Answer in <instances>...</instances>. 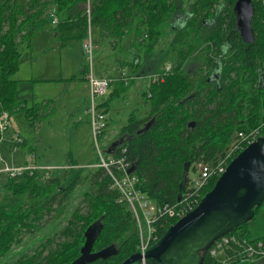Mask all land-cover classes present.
<instances>
[{
	"label": "trees",
	"instance_id": "16d2710c",
	"mask_svg": "<svg viewBox=\"0 0 264 264\" xmlns=\"http://www.w3.org/2000/svg\"><path fill=\"white\" fill-rule=\"evenodd\" d=\"M183 1L92 0L91 6L92 24L112 39L133 29L136 36L141 27L146 30L144 59L139 64L147 71H158L161 66L155 44L163 31L174 33L171 44L178 48L177 67L163 82L149 86L147 115L130 116L114 139L125 147L124 156L140 178L142 190L156 203L174 204L186 187L189 168L215 160L237 131L256 127L264 135V0H252L254 40L250 43L242 40L235 24L236 0H192L187 5ZM51 3L62 14L55 28L57 39L65 44L83 36L87 25L84 0H0V112L11 115L21 110L30 122L38 118L39 110L16 97L18 81L11 75L19 66L18 45L31 36L34 27L41 26ZM187 60L197 63L195 70L183 66ZM126 87L113 90L110 96ZM149 120H153L150 127L137 133ZM84 169L61 170L47 178L26 174L4 183L0 256L10 254L11 246L20 243L21 233L43 226L38 224L46 213L53 211L52 216L61 218L77 187L86 209L81 212L76 207L65 219L59 229L64 239L54 248H48L44 239L32 254L23 249L13 264H69L80 253L86 227L101 216L103 226L92 251L114 244L116 252L86 264H119L136 251L134 219L120 193L111 187L110 176L101 168L83 175ZM216 179L209 181L202 194ZM176 220L156 221L159 238ZM258 223L264 225V200L254 206L252 218L233 232L249 240H264ZM202 264L217 263L205 254Z\"/></svg>",
	"mask_w": 264,
	"mask_h": 264
},
{
	"label": "rangeland",
	"instance_id": "374dc122",
	"mask_svg": "<svg viewBox=\"0 0 264 264\" xmlns=\"http://www.w3.org/2000/svg\"><path fill=\"white\" fill-rule=\"evenodd\" d=\"M191 1L184 0L183 3L187 5ZM83 7L85 11V0ZM55 8L54 4H49L44 17L47 23L34 27L31 37L29 36L26 41H21L18 45L21 52L19 66L17 71L11 75L18 81L16 97L26 99L28 106L33 105L43 113L38 118L34 117L36 119H33L32 122L26 119L21 110L10 115V128L4 133L0 150L2 160L8 164L25 163L31 153L34 155L31 162L37 165L85 166L98 162L89 122L90 117L87 112L90 103L89 86L84 79L85 73L90 68L87 55L83 50V41L88 35V31L94 47L91 69L95 76H100L101 72L110 64L109 72L107 71L106 75H115L120 68H125L130 74L145 75L154 72V70H144L140 64L132 66L130 63L134 58H137L139 63L144 59L147 34L143 27H141L142 31L139 36L135 35L133 29L120 39V42L117 40L114 43V39L110 42L102 36L101 27L91 23L90 27L88 24L86 25L83 36L75 38L67 44H61L53 34L56 25H53L51 21L48 23L49 14ZM173 35L172 30H164L156 42V46L154 45L157 56L162 60L158 71L169 64V73H171L178 65V48L171 44ZM116 61L119 62L112 64ZM183 66L190 67L193 71L196 69L197 63L187 60ZM151 84L153 83H149V79L146 77H136L126 85L121 81H115L105 96L96 98L97 103H107L104 105L107 129L105 137L99 143L102 145L101 147L109 146V143L118 137L119 130L128 123L130 116L139 119L147 115L151 103L146 94H149L147 88ZM121 86L127 87L116 95L110 96L113 90L116 91ZM16 135H19L23 142L16 143L13 140ZM1 166L3 163L0 162ZM94 169L85 168L82 174ZM53 173L60 174L61 170H54ZM196 176V167L195 169L190 167L186 179ZM6 181L5 176L0 174V185H2L0 199L4 196L3 185ZM203 195L201 193V197ZM66 205L61 218L52 216L53 211L46 213L38 224H43V226L21 233L20 243L11 246L10 254L0 256V264H13L23 249L28 254L38 252V245L44 239H46L44 241L48 244V248H54L57 243L61 242L64 237L60 234L59 229L64 227L65 219L76 207L81 212L86 209V202L79 187L76 188ZM256 225L257 227L261 226L260 232L264 233V225L259 223Z\"/></svg>",
	"mask_w": 264,
	"mask_h": 264
},
{
	"label": "built area",
	"instance_id": "2783aa9c",
	"mask_svg": "<svg viewBox=\"0 0 264 264\" xmlns=\"http://www.w3.org/2000/svg\"><path fill=\"white\" fill-rule=\"evenodd\" d=\"M86 23L90 27L92 0H85ZM50 21L53 25L59 23V17L56 10H52L49 14ZM83 50L87 55L90 68L85 73V79L89 86L90 103L87 112L90 117V124L94 138V145L98 155V162L87 165H63L55 167L51 165H37L31 160L34 155L31 153L25 163L8 164L2 160L0 152V174H3L7 180L16 179L24 175H39L47 178L54 175V170H66L78 167L84 168H101L110 176L111 187L116 189L123 201L128 205L134 219L138 234V243L136 251L142 255L148 247L159 239L156 229V221L159 219L170 220L178 219L188 211L192 210L200 201L202 189L214 177H219L231 159L236 153L244 149L249 143L253 142L261 133L259 128H251L239 130L234 134V138L229 146L215 160L207 162H199L196 164L197 176L189 178L186 187L180 198L171 204L168 201L156 203L141 188V180L134 171H129L132 163L124 156L125 147L116 145L114 150L109 153V146L103 148L100 141L105 137L107 129L106 115L104 106L96 102L97 97L105 96L113 86L115 81H121L125 85L130 80L139 77H146L149 83H161L170 72V66L167 64L163 69L157 72L141 75L139 73H128L125 68H120L115 75L109 74L104 76H95L91 69L93 62V44L90 32L83 41ZM132 66H137L139 60L134 58L131 62ZM135 74V75H134ZM10 114L7 111L0 112V150L4 133L10 128ZM19 135L13 137L16 143L23 142ZM2 185H0V190ZM206 255L213 259L217 264H233V263H254L264 260V240H249L239 233L229 232L220 236L207 248ZM144 263V260L142 262Z\"/></svg>",
	"mask_w": 264,
	"mask_h": 264
},
{
	"label": "water",
	"instance_id": "95a60500",
	"mask_svg": "<svg viewBox=\"0 0 264 264\" xmlns=\"http://www.w3.org/2000/svg\"><path fill=\"white\" fill-rule=\"evenodd\" d=\"M233 9L240 37L246 43L252 42V1L236 0ZM152 121L145 122L137 133L146 131ZM118 143L114 140L107 152L111 153ZM133 169L131 166L129 171ZM263 200L264 135H259L231 159L213 187L192 210L170 224L143 255L135 251L119 264H142L143 260L145 264H202L213 241L249 221L254 206L260 205ZM102 226L101 216L86 227L80 253L69 264H86L116 252L114 244L92 251Z\"/></svg>",
	"mask_w": 264,
	"mask_h": 264
},
{
	"label": "crops",
	"instance_id": "0c3cea01",
	"mask_svg": "<svg viewBox=\"0 0 264 264\" xmlns=\"http://www.w3.org/2000/svg\"><path fill=\"white\" fill-rule=\"evenodd\" d=\"M74 10H75V9H74ZM61 16H62V14H61V15L59 14V17H60V18H62ZM46 23H47L46 20L43 19L41 25H45ZM48 23H50V19H49V22H48ZM131 31H132V30H131ZM131 31H130V32H131ZM53 34H54L55 38L58 37V36H57V35H58V32H55V30H54ZM101 34H102V36H103L106 40H110V42L113 41L112 37H110V36L108 35V33H107L106 30L102 29V33H101ZM127 34H128V33H127ZM31 35H32V34H31ZM125 35H126V34H125ZM125 35H123L120 39H122ZM30 37H31V36H30ZM120 39H114V41H115L114 43H116L117 40H118V42H120V41H121ZM59 42H60V41H59ZM61 44H64V43L61 42ZM65 44H67V43H65ZM113 46H115V45H113ZM119 61H120V60H119ZM119 61H116V62H114V63H112V64H116V63L119 62ZM110 65H111V64H110ZM110 65H108L107 68H106L104 71L101 72V75H100V76H104V75H106V74L109 72L108 70L110 69ZM107 71H108V72H107ZM84 79H85V78H84ZM85 81H86V79H85ZM86 82H87V81H86ZM145 88H147V87H145ZM148 88H149V87H148ZM148 88H147V91H148ZM42 113H43L42 111H41V112L38 111L39 117L42 116ZM43 115H45V114H43ZM28 146H29V145H28ZM263 261H264V260H263ZM263 261L257 262L256 264H260V263H262Z\"/></svg>",
	"mask_w": 264,
	"mask_h": 264
},
{
	"label": "flooded vegetation",
	"instance_id": "af4514ba",
	"mask_svg": "<svg viewBox=\"0 0 264 264\" xmlns=\"http://www.w3.org/2000/svg\"><path fill=\"white\" fill-rule=\"evenodd\" d=\"M252 1V0H251ZM236 2V1H235ZM252 3H253V1H252ZM235 4V3H234ZM253 6H254V3H253ZM234 7V6H233ZM234 10V9H233ZM235 24H236V21H235ZM237 27V26H236ZM214 76H215V74H214ZM84 243V242H83Z\"/></svg>",
	"mask_w": 264,
	"mask_h": 264
}]
</instances>
